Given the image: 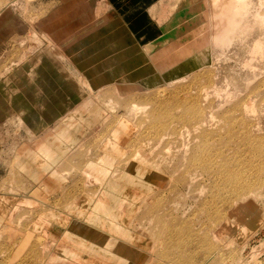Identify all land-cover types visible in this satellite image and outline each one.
I'll return each mask as SVG.
<instances>
[{
	"label": "rangeland",
	"instance_id": "1",
	"mask_svg": "<svg viewBox=\"0 0 264 264\" xmlns=\"http://www.w3.org/2000/svg\"><path fill=\"white\" fill-rule=\"evenodd\" d=\"M220 3L0 0V264H264V33L221 57Z\"/></svg>",
	"mask_w": 264,
	"mask_h": 264
},
{
	"label": "clouds",
	"instance_id": "2",
	"mask_svg": "<svg viewBox=\"0 0 264 264\" xmlns=\"http://www.w3.org/2000/svg\"><path fill=\"white\" fill-rule=\"evenodd\" d=\"M212 19L211 43L222 57L238 44H245L257 29L264 32V0H221Z\"/></svg>",
	"mask_w": 264,
	"mask_h": 264
},
{
	"label": "bare ground",
	"instance_id": "3",
	"mask_svg": "<svg viewBox=\"0 0 264 264\" xmlns=\"http://www.w3.org/2000/svg\"><path fill=\"white\" fill-rule=\"evenodd\" d=\"M260 31V30H259ZM256 33V32H255ZM258 33V32H257ZM260 33V32H259ZM264 33V32H263ZM256 35V34H255ZM253 36H254V34H253ZM257 37H258V34L256 35ZM263 45V44H262ZM205 46H206V44H205ZM257 46V45H256ZM255 47V46H254ZM264 46H262V48H263ZM203 48V47H202ZM257 49V48H256ZM264 49V48H263ZM211 50H213V49H211ZM258 50V49H257ZM259 50H262V49H259ZM254 52V51H253ZM256 52V51H255ZM259 53H261V52H259ZM255 54H258L257 52L255 53ZM261 56H264V55H262L261 54ZM253 57V56H252ZM260 57V56H259ZM254 59H256V58H254ZM86 63H87V66H89V67H91V66H93V62L92 61H89V58H86ZM127 87V86H126ZM121 89V88H120ZM124 90V89H123ZM122 91V90H121ZM215 94V93H214ZM175 101V100H174ZM175 103V102H174ZM179 103H181V102H179ZM176 105V104H175ZM147 106V105H146ZM171 109V108H170ZM170 109L168 110V112H170ZM172 111V110H171ZM159 123H161V121H159ZM163 123V122H162ZM161 123V124H162ZM204 123V122H203ZM163 125V124H162ZM155 127H157V126H155ZM189 132V131H188ZM166 150V149H165ZM169 150V149H168ZM138 152V151H137ZM175 249V248H174Z\"/></svg>",
	"mask_w": 264,
	"mask_h": 264
}]
</instances>
